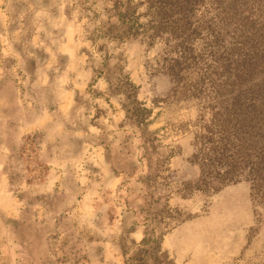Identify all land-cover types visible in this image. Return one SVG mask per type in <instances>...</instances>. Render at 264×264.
<instances>
[{"label":"rangeland","instance_id":"obj_1","mask_svg":"<svg viewBox=\"0 0 264 264\" xmlns=\"http://www.w3.org/2000/svg\"><path fill=\"white\" fill-rule=\"evenodd\" d=\"M149 7L0 0V264H123L152 232L170 264H264V200L249 184L179 191L214 111L197 57L209 0L178 77L180 47L154 36ZM125 9L138 27L119 39Z\"/></svg>","mask_w":264,"mask_h":264},{"label":"trees","instance_id":"obj_2","mask_svg":"<svg viewBox=\"0 0 264 264\" xmlns=\"http://www.w3.org/2000/svg\"><path fill=\"white\" fill-rule=\"evenodd\" d=\"M204 1L151 0L154 36L166 31L180 47L179 55L169 60V73L175 77L195 60L189 42L202 31L194 16ZM209 3V51L197 57L208 62L203 80L210 78L214 111L195 135V149L187 159L197 172L180 183L179 191L183 196L194 191L216 193L226 185L244 182L254 197L264 200V0ZM121 6L117 3L115 9ZM117 15L125 28L118 38L134 35L136 18L128 9ZM136 251L123 264H170L155 232Z\"/></svg>","mask_w":264,"mask_h":264}]
</instances>
